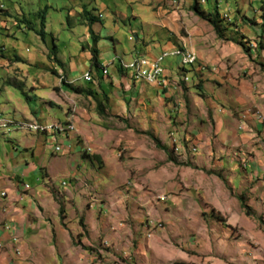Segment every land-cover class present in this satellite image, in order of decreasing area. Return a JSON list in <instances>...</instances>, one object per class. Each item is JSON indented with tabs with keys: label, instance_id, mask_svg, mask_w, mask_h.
Returning a JSON list of instances; mask_svg holds the SVG:
<instances>
[{
	"label": "crops",
	"instance_id": "0c3cea01",
	"mask_svg": "<svg viewBox=\"0 0 264 264\" xmlns=\"http://www.w3.org/2000/svg\"><path fill=\"white\" fill-rule=\"evenodd\" d=\"M192 4L161 1L153 7L154 21L134 15L141 26L128 36L127 50L97 35L96 24L103 27L104 18L98 10L100 21L92 29L99 36L100 75L88 55L93 40L87 25L83 62L70 67L74 79L60 59L61 64L47 54L52 68L41 62L44 70L32 81L26 104L9 97L0 101V120L11 124L0 130V264H83L89 253L82 245L101 242L126 254L135 249L141 256L168 258L180 241L195 248L200 243L207 256L214 254L216 241L227 249L220 253L223 259L245 256L247 263H264V124L251 114H264V0H213L214 12L204 11L220 14L225 39L192 10L188 14ZM185 50L198 64L186 68L179 57L167 58L164 86L122 68L127 52L131 62L139 57L154 62L162 53ZM16 62L28 61L18 56ZM49 72L57 82L44 80ZM63 77L102 101L107 95V115H99L92 96L64 88ZM6 83L25 84L20 78ZM62 122L72 123L74 132L38 133L24 125ZM125 128L153 134L161 147L146 137L121 149ZM173 135L182 143L180 153ZM152 192L166 196L158 202L164 207H154ZM240 197L254 217L245 213ZM149 209H163L159 219L166 224L151 238L145 226ZM214 212L226 218L228 227L216 229L222 237L213 233Z\"/></svg>",
	"mask_w": 264,
	"mask_h": 264
},
{
	"label": "rangeland",
	"instance_id": "374dc122",
	"mask_svg": "<svg viewBox=\"0 0 264 264\" xmlns=\"http://www.w3.org/2000/svg\"><path fill=\"white\" fill-rule=\"evenodd\" d=\"M161 1L166 5V3H169L171 0H0V101L9 97L10 99L17 98L21 100L23 104H26L27 95H33L31 91L32 81L34 79H40V73L44 70V65L41 64V62L50 67L52 66L50 65L51 63L48 60L47 54L49 55L53 46V38L57 45L58 57L64 63V68L68 77L71 80L74 79V73L70 71V67L74 65L81 66V62H83L82 49L83 47H87L85 43V28L88 23L84 20L82 15L85 7L91 11L94 10L93 13L96 15L99 14L98 10H100V14L104 17L103 27H101L100 24H96L97 35L101 33L100 36L105 38V42L112 46L114 44L113 39H116L120 43V47L127 50L131 47L128 36L132 35L131 32L134 29L139 31L140 29L136 28H140L141 26L140 19H134L133 16H139L145 21L157 20L153 7L159 2L161 3ZM172 3L173 5H179V0H177V3H174L172 0ZM2 4L4 7H1ZM201 6L208 12H214L216 7L213 4V0H210L207 4H201ZM45 8H48L45 28L48 35L45 40H43L34 31L28 30V24L22 21L33 22L35 29L39 30L40 20L37 19L36 13ZM103 9L105 11H103ZM186 11L190 16H193L190 14V6ZM68 17H70V22L68 21ZM22 30H24V32H22ZM87 51H89L88 55H91V51L89 49ZM42 52L46 54L44 55ZM18 56L27 59L28 62H16ZM36 56L37 58H35ZM132 59L133 57L130 53L128 54L127 52L126 55H124V60H126L127 63L131 62ZM93 71L100 75V72L98 73L95 69ZM19 78L20 81L25 83L22 88L11 86L6 83L10 79L19 80ZM57 79L56 75L49 72L44 80L46 82H57ZM83 83L88 84L86 81ZM188 85L190 86L192 96H195L198 91L193 86V82L189 81ZM52 115L59 120H65V116L61 111L53 110ZM109 124L117 125L118 127H123L125 125L124 123L121 124L120 122L114 121H110ZM124 130L123 134H119V137L125 136L121 149L124 148V145L135 142L137 138L139 140H146V137H148L146 141H149L151 145L155 143L149 135L147 136L136 132L133 134L131 131H127V128ZM171 138L173 139L175 152L180 153L177 146L182 145V143L178 140L176 135H173V137L171 136ZM191 151L193 152V150ZM124 153L126 152L123 151V155ZM123 157L125 158V156ZM125 188L126 183L119 187V189ZM152 194L155 195L154 198L152 197L154 207H164L162 203L158 202H166L165 195H162L160 192H152ZM161 197L164 198L161 199ZM163 212V209H149V214L145 217L148 238L155 236L159 230L165 228V222L159 219V216L162 215ZM206 217L208 216L203 214V218L206 219ZM209 217L216 221L212 224L214 226V235L220 234V237H222V234L217 232L216 229L220 228L217 227V225L228 227L226 218L216 212L213 214L210 213ZM257 220L260 224H263L261 219ZM236 230L237 229H235V231ZM156 236H158V234ZM221 240L222 239H219L218 244H221ZM175 242L177 241L175 240ZM134 244H136V241ZM91 245L92 247L82 245L89 253L87 254L86 262H83V264H254V262L247 263L245 256H243V258L241 257L239 260L221 258V251L227 249L226 247L217 245L216 241L212 246L213 255L209 254L207 256L203 248L204 246L200 243L197 244L198 248H195L194 246L180 241L174 243L173 249L175 251V257H172L171 254H167L168 258L164 256L155 258V256L151 254H148V256H141L136 253L135 249L133 252L131 249V252L126 254L114 250L108 246L107 243L104 245L102 242L93 243Z\"/></svg>",
	"mask_w": 264,
	"mask_h": 264
},
{
	"label": "trees",
	"instance_id": "16d2710c",
	"mask_svg": "<svg viewBox=\"0 0 264 264\" xmlns=\"http://www.w3.org/2000/svg\"><path fill=\"white\" fill-rule=\"evenodd\" d=\"M1 7H4V5L2 4ZM3 9V8H2ZM191 10L192 12L198 16L200 19L207 21L209 24H211L214 28V30L216 31L218 37L220 39H225V34H224V21L221 19L220 14L218 12L216 13H207L206 11H204V9L201 6V2L200 0H193V4L191 6ZM47 13H48V8H45L43 10H40L39 12L36 13V17L38 20H40V29L37 30L35 29V27L33 26V22H29V21H22L27 23V28L28 30H32L34 31L38 36H40L43 40H45L46 36L48 35L47 32L45 31L46 28V17H47ZM83 18L84 20L88 23L89 26V32L90 35L92 37L93 40V45L90 49L91 51V63H92V67L97 71L100 72L103 70V67L99 61V50L97 47V43L99 40V36H97L95 34V32L92 29V25L96 22L100 21V17L95 15L91 10L87 9V7H85L83 9L82 12ZM25 19V18H24ZM68 21L70 22V17H68ZM53 42V46L50 50V58L52 61H56L59 64H61V61L58 58V49H57V45L55 44V39H52ZM242 45L246 44L243 42H240ZM120 71H122L121 68H119ZM62 85L64 88L68 89L69 91L76 93V94H84V95H89L92 96L96 102H97V110L99 115H101L102 117H105L107 115L106 113V104L104 103L105 100H107V95H103V101L101 99H99L97 97V94L91 90V89H86V88H82L79 86H75L71 83H69L65 77H63L62 79ZM148 135L154 140V142L156 143V145L158 147H161L160 141L159 139L154 136L151 133H148ZM240 200L242 202V205L246 211V214L248 216H254L252 210L246 205L244 199L242 197H240ZM63 211V209L61 208V212Z\"/></svg>",
	"mask_w": 264,
	"mask_h": 264
},
{
	"label": "bare ground",
	"instance_id": "6f19581e",
	"mask_svg": "<svg viewBox=\"0 0 264 264\" xmlns=\"http://www.w3.org/2000/svg\"><path fill=\"white\" fill-rule=\"evenodd\" d=\"M207 1L208 0H204V3H202L203 0H200L202 5L206 4ZM170 57H179L182 60L183 66L186 68L194 66V64L189 63V61H194L195 65L198 64V58L195 55L188 54V56H185V52L183 51L165 52V53H162L154 62H149L148 60L140 59V65L138 66V71H137V78L144 79L151 84L150 78L148 77V72H153L154 68H160V66H161V69H163L164 61ZM85 78L89 81L92 80L91 74H87ZM255 116L258 118L257 114H255ZM68 124H70V129L73 130L74 125L72 123H68ZM24 125L31 131H35L38 133H48L53 127V124L49 126H41L39 124H31V123L24 124ZM10 127H11V124L4 122L3 120H0V130H10ZM52 132L61 133L60 130H52ZM58 150L60 151V149Z\"/></svg>",
	"mask_w": 264,
	"mask_h": 264
},
{
	"label": "built area",
	"instance_id": "2783aa9c",
	"mask_svg": "<svg viewBox=\"0 0 264 264\" xmlns=\"http://www.w3.org/2000/svg\"><path fill=\"white\" fill-rule=\"evenodd\" d=\"M202 3H204V0ZM185 56H188V52L186 50H185ZM189 63H193L195 66L194 61H189ZM139 65H140V57L136 58L134 62L123 64L122 68L125 69L126 71L133 73V75L137 78V71H138ZM201 68L202 70H205L204 67H201ZM164 70L165 69H161V66H160V68H154L153 72H148V77L150 78L151 84H156L159 86L165 85L166 79H164ZM103 72L105 75L108 73L107 70H104ZM251 114H257L258 120L261 121L262 124H264V114L263 113H259L258 110H256V113H251ZM52 130H60L61 134H66V135H69L70 133L74 132V130L70 129V124H66L65 122L53 124V127L50 130L51 133H52ZM61 151H62V148H60V152ZM89 151H91L90 148L87 149V152ZM3 195H6V193H3ZM162 198L164 197H161V199ZM6 227L9 228L8 226Z\"/></svg>",
	"mask_w": 264,
	"mask_h": 264
}]
</instances>
